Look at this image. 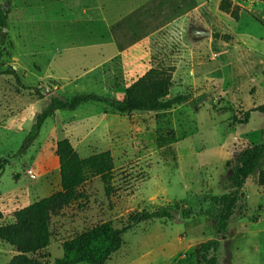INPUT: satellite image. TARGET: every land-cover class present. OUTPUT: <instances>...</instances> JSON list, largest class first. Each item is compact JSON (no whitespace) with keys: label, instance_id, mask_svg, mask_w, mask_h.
<instances>
[{"label":"rangeland","instance_id":"obj_1","mask_svg":"<svg viewBox=\"0 0 264 264\" xmlns=\"http://www.w3.org/2000/svg\"><path fill=\"white\" fill-rule=\"evenodd\" d=\"M220 0H0L9 9L0 29V224L12 213L60 189L54 144L67 138L81 157L109 150L112 190L98 177L85 199L52 217V236L39 257L52 263L61 244L109 221L170 207V218L132 225L104 264H198L200 242L217 238L210 196L229 190L235 154L264 137V114L244 113L264 101V1L232 0L238 20ZM158 62L173 65L170 93L200 98L159 112L118 113L98 102L48 117L25 141L46 104L36 90L63 97H120ZM264 168V161L262 163ZM257 172L243 185L215 251L219 264H264V186ZM183 211L189 212L187 217ZM15 254L0 241V264ZM85 264V263H79Z\"/></svg>","mask_w":264,"mask_h":264},{"label":"trees","instance_id":"obj_2","mask_svg":"<svg viewBox=\"0 0 264 264\" xmlns=\"http://www.w3.org/2000/svg\"><path fill=\"white\" fill-rule=\"evenodd\" d=\"M263 2L264 0H254ZM218 8L221 12L238 20L241 8L232 0H220ZM9 9L0 2V29L6 27ZM174 66L158 62L148 68L142 75L133 80L118 98L97 93H76L71 97H63L49 88L44 93L36 90L39 98H45L46 104L37 114L25 141L38 136L44 121L55 111H73L87 102H98L109 106L118 113L134 111L159 112L171 109L191 101L195 107L200 98L190 93L171 94ZM0 74L11 75L23 88L15 70L8 69ZM264 114V101L244 113V122L249 113ZM57 157L60 189L48 196L35 200L13 211L11 223L0 224V241L10 245L15 254L4 264H104L123 244V233L132 225L145 221L170 218V207H162L152 211H140L128 216L125 227H115L111 222L96 223L75 234L61 244L62 256L52 263L39 257V253L47 247L52 236L50 221L73 202L85 199L81 190L89 177H98L106 193L112 190L113 156L109 150L98 151L81 157L67 138L59 139L54 144ZM264 137L259 143L240 149L234 157L230 173L229 190L221 195L210 196V201L217 206L214 228L217 238L200 242L196 253L198 264H219L215 251L228 234V222L242 197V188L246 179L257 172L256 182L264 186ZM187 217L189 212L183 211ZM3 214L0 211V221Z\"/></svg>","mask_w":264,"mask_h":264},{"label":"water","instance_id":"obj_3","mask_svg":"<svg viewBox=\"0 0 264 264\" xmlns=\"http://www.w3.org/2000/svg\"><path fill=\"white\" fill-rule=\"evenodd\" d=\"M3 29H4V30H6L7 28H6V27H4Z\"/></svg>","mask_w":264,"mask_h":264}]
</instances>
